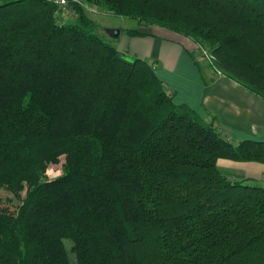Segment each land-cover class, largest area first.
I'll return each instance as SVG.
<instances>
[{"label":"trees","instance_id":"1","mask_svg":"<svg viewBox=\"0 0 264 264\" xmlns=\"http://www.w3.org/2000/svg\"><path fill=\"white\" fill-rule=\"evenodd\" d=\"M84 3L180 33L264 99V0H68L71 22L56 0H0V189L19 200L0 208V264H264L263 177L217 164H264V139L177 103Z\"/></svg>","mask_w":264,"mask_h":264},{"label":"crops","instance_id":"2","mask_svg":"<svg viewBox=\"0 0 264 264\" xmlns=\"http://www.w3.org/2000/svg\"><path fill=\"white\" fill-rule=\"evenodd\" d=\"M138 40L133 55L154 61L158 77L174 91L177 103L188 105L206 121L214 120L231 140L264 139L263 98L199 63L178 38L145 35ZM217 164L232 179L264 177L263 163L220 159Z\"/></svg>","mask_w":264,"mask_h":264},{"label":"rangeland","instance_id":"3","mask_svg":"<svg viewBox=\"0 0 264 264\" xmlns=\"http://www.w3.org/2000/svg\"><path fill=\"white\" fill-rule=\"evenodd\" d=\"M87 15H89L91 18H93L101 27V31L105 32L106 28H118L121 29L120 34L118 38H111L109 39L112 41V44L120 51L126 52L127 57H132V49H134V42L138 41L142 36L140 37H132L126 35L124 32L125 29H137L140 32L145 33V35H154L159 37H166V38H178L185 42L187 44V47L189 50H191L193 57L201 62L202 64H205L206 66L213 67L209 60V51L206 47L197 44L193 40L184 37L180 33L165 29V28H159L155 26L151 27H144L143 25H138L137 21L134 19L126 18V17H120V16H114L112 14L107 13L105 10L90 5V4H82L81 5ZM74 13L70 11L69 9H65L61 7V10L58 13V17L63 19L64 21L71 22L75 19ZM143 35V36H145ZM138 38V39H137ZM134 56V55H133ZM152 65L155 67L154 61H151ZM48 167L47 172L51 177L54 175L59 174L61 170V166L66 160L65 153L54 155L48 157ZM19 194V193H18ZM21 195V193H20ZM18 198L15 195L14 191H10L8 189H0V208L7 209L9 211H13L16 209V206L18 205ZM65 242H70L65 240ZM66 247L69 249L70 245L69 243H66ZM71 255V254H70Z\"/></svg>","mask_w":264,"mask_h":264},{"label":"water","instance_id":"4","mask_svg":"<svg viewBox=\"0 0 264 264\" xmlns=\"http://www.w3.org/2000/svg\"><path fill=\"white\" fill-rule=\"evenodd\" d=\"M106 34L111 38H118L120 34V29L118 28H106L105 29Z\"/></svg>","mask_w":264,"mask_h":264},{"label":"built area","instance_id":"5","mask_svg":"<svg viewBox=\"0 0 264 264\" xmlns=\"http://www.w3.org/2000/svg\"><path fill=\"white\" fill-rule=\"evenodd\" d=\"M56 2L60 5V7L66 8L68 0H56ZM262 181L264 182V177L262 178Z\"/></svg>","mask_w":264,"mask_h":264}]
</instances>
